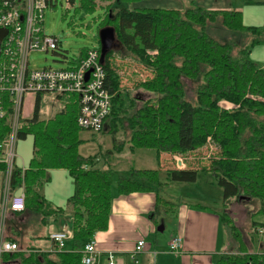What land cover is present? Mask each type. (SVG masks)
Masks as SVG:
<instances>
[{
  "label": "trees",
  "instance_id": "1",
  "mask_svg": "<svg viewBox=\"0 0 264 264\" xmlns=\"http://www.w3.org/2000/svg\"><path fill=\"white\" fill-rule=\"evenodd\" d=\"M116 1L126 5L113 9ZM140 1L143 0H79V7L74 10L92 14L100 7L103 18L99 32L112 29L125 55L149 73L135 83L141 91L133 96L131 90L120 87V67L114 63L113 52L103 53L100 40L99 47H93L103 57L105 86L111 94L104 128L108 124L114 147L121 129L133 151L151 149L158 155L167 153L180 160L190 159L196 151H209L206 165L169 168L166 180L195 183L199 172L211 174L222 189L224 203L239 197L257 201L262 205L253 215L264 216V64L250 58L254 47L264 45V24L246 27L239 10H206L194 2L182 10L132 7ZM68 2L72 4L73 0ZM98 3L108 4L101 7ZM51 6L53 1L48 7ZM217 22L222 29L220 41L207 31L208 25ZM90 49L76 56L77 64ZM185 80L196 84L194 100L186 98ZM145 93L149 96H143ZM41 101L37 95L32 116L24 119L19 136L21 140L33 136L32 158L23 176V213L28 210L40 215L41 223L52 218L56 225L70 215L72 237L65 249L44 251L39 247L24 249L10 235L20 251L5 254L2 264H82L80 248L84 242L108 227L113 168H98L95 155L80 156L79 134L84 130L76 123V104L68 101L53 118L42 121ZM4 127V122L0 123V141L6 133ZM53 169L66 170L74 181V193L67 201L70 213L54 207L38 191L49 180L47 170ZM130 171L131 179L117 180L121 194L147 192L161 185L157 169ZM156 202L166 210L174 208V204L159 196ZM220 220L225 230L239 239L229 211L224 210ZM35 238L40 241L48 237ZM237 244L236 253L222 254L214 264H264V251L250 252L242 241Z\"/></svg>",
  "mask_w": 264,
  "mask_h": 264
},
{
  "label": "built area",
  "instance_id": "2",
  "mask_svg": "<svg viewBox=\"0 0 264 264\" xmlns=\"http://www.w3.org/2000/svg\"><path fill=\"white\" fill-rule=\"evenodd\" d=\"M53 0H0V30H6L0 46V123L6 133L0 141V264L5 254L20 251L7 231L10 216L25 211L24 168L16 164L25 98H49L64 107L68 101L78 107L77 126L92 134L103 130L110 112L111 94L105 86L103 60L95 48L87 51L77 64V57L64 68L30 67V55L55 51L58 40L47 36L42 28L44 11ZM263 233V231H259ZM68 230L49 234L50 250L65 249L71 239ZM180 239L172 240L169 251L178 253ZM144 240H139L129 255L137 263L143 252ZM82 264H101V254L94 239H89L81 250ZM107 264H114V255L107 254Z\"/></svg>",
  "mask_w": 264,
  "mask_h": 264
},
{
  "label": "crops",
  "instance_id": "3",
  "mask_svg": "<svg viewBox=\"0 0 264 264\" xmlns=\"http://www.w3.org/2000/svg\"><path fill=\"white\" fill-rule=\"evenodd\" d=\"M258 1L260 3L256 5H244L242 0H143L134 3L132 7L138 9L182 10L189 7L191 2H194L196 6L206 10H239L242 12V23L244 26L260 27L264 24V0ZM250 58L263 65L264 45L254 47L250 54ZM47 99L49 98H44L41 101L40 115L49 117L51 111H54L51 108L54 107L55 109H59V111L63 108L55 106L52 103L49 105ZM34 100L33 97V103L29 113L30 117L24 118L26 120L30 119L32 116ZM49 119L40 118L42 121H48ZM27 137H29L30 140L28 151L29 164L32 158L33 136L27 135L26 138ZM26 140L27 139L24 141ZM112 149L115 150L114 145L112 147L108 145L106 150L107 154H113ZM129 150L131 154L136 153V150L133 151L130 147ZM115 151L119 152V149ZM97 153L98 152L94 154ZM99 154L102 153L99 152ZM86 157L88 156L84 158ZM146 157L147 155H144V159ZM148 157V159H151V156ZM155 157L157 159L156 164L158 163V165L150 167L149 170H159L161 185L158 188L154 187L147 192L121 194L118 192L117 185H115L113 191L111 184L112 199L108 227L105 231L95 233L91 238L96 242V248L99 254H101V264H107L105 261L107 254L114 255V264H132L133 262L129 259V255L134 250L139 240H144L145 246L143 252L138 256V262L136 264H150V262L153 264H214L217 257L222 254L230 253L228 249L229 243H227L225 237L223 239V236L226 234V227L222 226L220 214L204 206L191 205L183 202L173 203L174 208L165 210L156 202L157 196L168 201L165 197L167 195V189H169L172 182L166 180V170L174 167L190 169L192 168L191 159L182 158L180 160L178 158H173L167 153H162L160 155L155 153ZM168 159H172L175 165L174 167L171 166V163H169L170 167H164V162ZM18 161L21 162V164H19ZM96 162V166L100 168L101 166L98 158ZM17 164L21 168H28V164H25L19 151L17 154ZM104 166H102V170L108 169L110 165ZM129 173L130 175H119V177L131 179L133 174L131 171H129ZM46 174L49 180L41 184L38 191L43 195L45 200L54 207L62 208L70 213L67 207V201L74 193L73 179L64 169L47 170ZM113 174L114 171L111 172V176H113ZM207 175L209 178L206 179V182L209 187H216L217 185L214 183L213 175L208 173ZM198 179L199 173L196 182L191 184L198 183ZM162 187L164 191L163 195H160L159 189ZM218 188L221 193V198L220 200L218 199V203L223 207L222 212H224V204L226 205L228 201L224 203L222 189L220 187ZM194 200L200 202L206 201L203 199L202 193L194 196ZM225 210L228 212V209ZM71 221L70 215L64 217L60 221V224L53 228V231L68 230L71 232ZM166 224L169 225V231ZM223 231H225L224 234ZM177 237L180 239L177 249L178 253H173L169 251V246L172 240ZM70 240L71 239L66 242V245L70 244ZM87 241L88 240H86L84 244ZM82 248L83 247L80 248V252Z\"/></svg>",
  "mask_w": 264,
  "mask_h": 264
},
{
  "label": "rangeland",
  "instance_id": "4",
  "mask_svg": "<svg viewBox=\"0 0 264 264\" xmlns=\"http://www.w3.org/2000/svg\"><path fill=\"white\" fill-rule=\"evenodd\" d=\"M107 4L108 3H98L101 7H104ZM125 5L126 4L116 1L115 4H113V9H118ZM78 7L79 0H73L72 4L69 3L68 0H53V6L48 7L44 11L42 23L43 31L47 36L54 37L58 40V48L55 50V53L52 51L46 53H32L30 55L31 68H64L69 65V60L75 59L76 56L78 57L82 50L99 47V27L103 18L102 9L99 7L92 14H87L78 10L75 13L74 10ZM219 26H221L219 22L207 26L208 33L218 41H220L219 35L222 34V29H220ZM110 50L113 52L115 65L120 67L118 71H120L121 74V89L123 91L129 89L132 91L133 96H136L141 89L136 88L135 83L138 82V80H143L148 77L149 73L146 72L141 65L136 64V60L125 55V49L116 39H114ZM185 85L187 100H194L196 84L185 80ZM143 96L147 97L149 95L145 93ZM47 100L49 105H51L49 99ZM137 102L138 101H136V105ZM32 103L33 96H26L25 108L23 111L24 118L30 117L29 113ZM58 106L62 108L61 104H58ZM51 109L54 110L55 113L54 111H51L49 117L40 115V118H45L47 120L52 118L57 111L59 112V109H55L54 107ZM108 130L109 127L107 124L101 132L96 134H91L85 130L81 131L79 137L82 143L79 146V154L82 157H85L89 155L93 156L94 153L98 152L94 155L99 159L100 168L107 164L113 168L114 174L110 177V181L114 191L119 175H130V169H149L150 167L157 166L158 163L156 164L157 159L154 150L138 149L136 150V153L131 154L129 152L128 139L123 138V131L121 129L116 134L118 141L115 150L119 149V152L112 149L113 154H107L106 150L108 145L111 147L113 146L112 135ZM25 139L27 140L24 141ZM25 139L19 142L18 151L27 165L30 140L29 137ZM99 152L102 154H99ZM208 152L209 151L206 150L193 152L190 156L192 167L201 168L206 165V155ZM144 155H147V157L151 156V159H148L150 157L144 159ZM193 159L197 160L198 163L196 164ZM169 163H171V166H175L172 159H168L164 162V167H170ZM19 164H21V162H19ZM207 178H209L207 173L199 172V179L196 184L172 182L169 189H167L165 199L172 202V204L183 202L191 205L204 206L205 208L216 211L222 215L223 207L218 203V199L220 200L221 198L220 189L217 186L209 187L206 182ZM163 191V187L159 189L160 195H163ZM200 193H202L203 199L206 201L200 202L194 200V196H197ZM261 205L262 203L260 202L247 201L243 198L238 200H228L225 209H228L231 218H233L237 232L240 235L239 239L232 237L226 229V234L223 236V239L225 237V240L229 243L228 249L230 250V253L234 251L237 252V242L241 243V241L250 252L264 250V216L261 214L253 215L255 211H258ZM162 208L166 210L165 207L162 206ZM40 218V215L31 213L28 210L23 214L10 216L7 221V231L13 238H15L20 247L24 249L26 247H39L44 251H48L51 248L49 239L47 238L41 241H36L35 237L37 235H47V237H49L50 232L53 231L56 224L52 221V218H48L44 223H41ZM253 221L256 222L255 226L252 223ZM166 227L169 231V225L166 224ZM261 230L263 233L259 232ZM224 232L225 231H223V234ZM133 263L136 264L135 262ZM150 264L153 263L150 262Z\"/></svg>",
  "mask_w": 264,
  "mask_h": 264
},
{
  "label": "water",
  "instance_id": "5",
  "mask_svg": "<svg viewBox=\"0 0 264 264\" xmlns=\"http://www.w3.org/2000/svg\"><path fill=\"white\" fill-rule=\"evenodd\" d=\"M5 34H6V30H0V46H1V42H2V39L4 38ZM114 39H115L114 32L110 28L102 29L99 32V40L101 43V49H102L103 53H105L107 50H110V48L114 42ZM101 59H103L102 56H101ZM239 199H241V198H239ZM161 224H162V222H161Z\"/></svg>",
  "mask_w": 264,
  "mask_h": 264
}]
</instances>
